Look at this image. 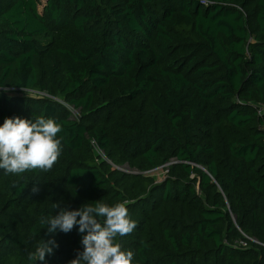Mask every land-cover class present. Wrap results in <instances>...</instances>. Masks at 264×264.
Wrapping results in <instances>:
<instances>
[{"label": "trees", "instance_id": "obj_1", "mask_svg": "<svg viewBox=\"0 0 264 264\" xmlns=\"http://www.w3.org/2000/svg\"><path fill=\"white\" fill-rule=\"evenodd\" d=\"M17 116L54 119L63 150L0 169V264L42 239L69 264L86 233L40 219L99 200L127 201L133 264H264V0H0V125Z\"/></svg>", "mask_w": 264, "mask_h": 264}, {"label": "clouds", "instance_id": "obj_2", "mask_svg": "<svg viewBox=\"0 0 264 264\" xmlns=\"http://www.w3.org/2000/svg\"><path fill=\"white\" fill-rule=\"evenodd\" d=\"M61 131L62 126L52 118H6L0 125V169L15 175L51 170L63 150L61 139L57 138ZM39 190L38 186L32 188L33 193ZM126 205L127 201L109 206L99 200L70 210L58 202L53 204L58 213L42 216L40 223L51 235L57 231L70 233L77 226L80 233H86L81 241L83 250L69 264H133L134 253L122 250L116 242L118 236L130 235L137 227ZM58 248L54 239H42L28 260L30 264H45L46 257Z\"/></svg>", "mask_w": 264, "mask_h": 264}, {"label": "rangeland", "instance_id": "obj_3", "mask_svg": "<svg viewBox=\"0 0 264 264\" xmlns=\"http://www.w3.org/2000/svg\"><path fill=\"white\" fill-rule=\"evenodd\" d=\"M44 1H46V0H41V8H42V3H43ZM69 108L72 110V112H73V116H74V117H75L76 115L79 114V110H78V109H75V108H73V107H69ZM124 169L130 170V167H129V166H125ZM159 176H161V174H159ZM159 176H158V177H159Z\"/></svg>", "mask_w": 264, "mask_h": 264}, {"label": "water", "instance_id": "obj_4", "mask_svg": "<svg viewBox=\"0 0 264 264\" xmlns=\"http://www.w3.org/2000/svg\"><path fill=\"white\" fill-rule=\"evenodd\" d=\"M121 169V168H120Z\"/></svg>", "mask_w": 264, "mask_h": 264}]
</instances>
